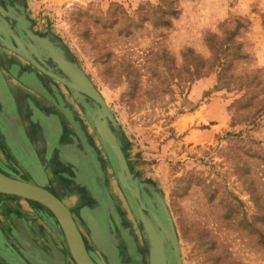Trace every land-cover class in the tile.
Here are the masks:
<instances>
[{
  "label": "rangeland",
  "instance_id": "obj_1",
  "mask_svg": "<svg viewBox=\"0 0 264 264\" xmlns=\"http://www.w3.org/2000/svg\"><path fill=\"white\" fill-rule=\"evenodd\" d=\"M13 1L0 0V9L6 12ZM13 3L31 24L29 32L61 50L112 114L128 169L154 203L157 231L167 226L156 198L169 213L178 259L168 243V264H264V0ZM6 52L0 47L2 67ZM59 92L75 114L68 126L76 129L79 120L91 134L82 106L64 86ZM95 145L101 189L94 187L97 196L89 204L79 197L67 200L70 210L97 202L100 218L111 222L115 216L107 229L117 264H148L143 227L97 139ZM2 153L0 172L29 180L32 167ZM30 210L24 200L0 196V264H45L42 256L50 257L52 221ZM73 215L86 237L81 214ZM54 228L65 255L61 229ZM91 251L99 264H113ZM63 260L71 264L67 255Z\"/></svg>",
  "mask_w": 264,
  "mask_h": 264
},
{
  "label": "crops",
  "instance_id": "obj_2",
  "mask_svg": "<svg viewBox=\"0 0 264 264\" xmlns=\"http://www.w3.org/2000/svg\"><path fill=\"white\" fill-rule=\"evenodd\" d=\"M19 58L18 55L6 52L5 60L8 64L3 67L0 64V73L4 82V98L3 102H0V159L4 158L2 152L6 156L10 153L19 162H24V166H31L32 170L26 173L29 180L25 181L43 182L41 184L46 185L47 189L70 209L67 200H73L75 197L85 200L86 196L90 199L97 196L94 187L97 188L98 178L93 173L96 164L99 166L102 164L98 155L101 152L95 145L96 135L93 130L90 134L80 128L79 120L74 121L76 129L70 128L69 126L73 125V115H75L71 110L65 119L68 123L63 121L61 126L58 122L60 117L57 113L64 107V103L58 91L63 85L56 80L57 77L47 74L44 77L46 83L44 88L46 87L48 90L46 92L47 100L42 98L47 102L33 98L32 91L26 86V82L31 79L29 74L32 72L35 75L39 74L37 72L39 69ZM52 68L56 70L55 66ZM24 72L27 75L23 76L22 73ZM19 75H22L23 79H18ZM56 92H58L57 95ZM86 103L88 102L86 101ZM203 135L205 138L208 137L206 134ZM75 159H77L76 164H74L77 165L76 168H83L79 178L73 174L74 165L72 161ZM101 176L104 178V174L101 173ZM88 180H91L90 186L92 188L90 187V189L92 191L88 190V183L86 184ZM27 205L31 208V212H39L40 217L49 219L46 209L40 205L28 201ZM71 214L72 216H74L73 214L80 216L79 211H71ZM50 219L56 238L52 237L51 239L53 242L49 251L50 257L42 256L45 264H54V258L51 254L52 248H55L60 254L62 253V246L58 239L60 232L58 228H54V226H58L53 218ZM33 223H36L37 226L46 225L36 220ZM23 234L25 233L23 232ZM28 238L31 245H36L30 236Z\"/></svg>",
  "mask_w": 264,
  "mask_h": 264
},
{
  "label": "water",
  "instance_id": "obj_3",
  "mask_svg": "<svg viewBox=\"0 0 264 264\" xmlns=\"http://www.w3.org/2000/svg\"><path fill=\"white\" fill-rule=\"evenodd\" d=\"M1 17H6L8 19L11 18L9 14L0 9V19ZM26 36L33 47L37 50L36 52H34V50L32 51V57L40 62L38 68L43 74L45 73V75L52 74L57 77L56 80L70 93L75 103L82 106L84 117L94 131L97 141L101 144L103 151L107 155V162L113 170L119 188L123 193V196L128 200L129 206L136 212L138 220L146 234V238L149 242L148 263L151 264L154 245L147 226L154 228L155 230H153L155 231V234L159 237L160 256L162 257L159 264H168L165 253V246H167L168 243L171 244L175 258L178 259L177 242L169 213L163 203L156 198L155 205L166 220L165 225L167 226V233H164V228H162V232L157 231L155 227L157 226L155 223L158 220L157 215L153 212L152 205L149 203L148 198L142 193L143 185L140 184L137 179L133 178L128 169L123 147L117 136L116 122L105 106L99 93L95 90L83 72L76 65L66 60L61 50L54 47L52 43L46 41L45 45L42 44V40H40L41 38L36 37L30 33L29 30L26 31ZM10 38L12 37L7 30V25L3 21L0 23V47H4L9 52L22 57L32 66H38L33 58L24 56L21 51L16 49L8 40ZM37 52L41 53L42 57L46 58V61L50 63L48 72L44 71L45 67L39 56L36 54ZM51 64L55 66L56 70L52 68L53 66ZM29 75H31V79L26 82V86L30 90H33V92L37 90L40 91L37 84H33L36 75L33 72ZM3 84L4 82L0 73V94L2 98H4ZM86 101L88 103H86ZM73 152L76 155L74 150ZM76 162L77 159L73 160L72 164L74 165ZM31 181L32 182L25 181L18 177H10L0 172V194L18 197L44 207L54 216L60 227L65 245L75 264H94L86 254L82 240L76 228L77 225L66 207L47 189L46 185L35 180ZM145 212L148 215H146ZM90 214L91 215L86 216V219L94 220L96 217L98 218L101 216L96 212H94V214L91 212ZM163 234L168 238L167 240L163 239ZM21 235L29 240L27 235L25 236L22 233ZM98 250L101 251L103 256H106V258L108 257L104 250L100 248ZM109 258L110 257L107 259Z\"/></svg>",
  "mask_w": 264,
  "mask_h": 264
},
{
  "label": "flooded vegetation",
  "instance_id": "obj_4",
  "mask_svg": "<svg viewBox=\"0 0 264 264\" xmlns=\"http://www.w3.org/2000/svg\"><path fill=\"white\" fill-rule=\"evenodd\" d=\"M15 1V0H14ZM13 1V2H14ZM13 2H10L9 4H7V8L5 9L6 10V12L7 13H9L10 15H11V12H16V14L17 15H14L13 16V18L11 19V20H9V19H7V18H5L4 20H5V22H6V24H7V29H8V31H9V34H10V36L12 37V38H10V39H8L9 41H10V43L16 48V49H18L19 51H21L22 52V54L24 55V56H27V57H30V58H33V60L37 63L36 65H38V66H36L37 68L40 66V62H38L34 57H32V51L34 50V52H36L37 50L33 47V45L31 44V42H30V40L27 38V36H26V31L27 30H31V24L28 22V20L25 18V15H24V13H23V11L21 10V9H17V7L16 6H14V5H16L15 3H13ZM23 16V17H22ZM34 33V32H33ZM37 37V36H36ZM39 37V36H38ZM40 40H42V39H40ZM27 46H29V47H27ZM38 56H39V58H40V60H41V62L43 63V65H44V67H45V72H48L49 70H48V67H49V62H47L46 61V58H44V57H42V55H41V53H39V52H37L36 53ZM20 58H22V57H20ZM19 58V59H20ZM66 58V57H65ZM23 59V58H22ZM66 60H68L67 58H66ZM39 69V68H38ZM52 69V68H51ZM40 70V69H39ZM37 72H39V74H36V76H35V78H34V81H33V84H37V86L39 87V89H40V91H34L33 92V90H32V95H33V98H35V99H37V100H41V98H44V99H46L47 100V89H46V87L44 88V86H46L45 84V82H44V77H45V73L43 74V72L40 70V71H38L37 70ZM22 75L23 76H25V75H27V73H22ZM22 75H19L20 77H18V79H23V76ZM47 75V74H46ZM52 75V74H51ZM37 87V88H38ZM45 91V92H44ZM59 92V91H58ZM58 92H56L55 94L57 95V93ZM66 92L70 95V93L66 90ZM59 94H60V92H59ZM71 96V95H70ZM72 100H73V98H71ZM2 100H0V102H1ZM67 113H69V108L68 107H66V106H64L62 109H60V112L59 113H57L58 114V116L60 117L59 119H58V122H59V124L61 123V121L63 120L64 121V119H66V117H67ZM76 166L77 165H74L73 166V174L74 175H76L78 178H79V175H80V173H81V171H83V168H80V169H78V168H76ZM100 167L101 166H99V164L97 165L96 164V166H95V168H94V176H96L97 178H98V181H97V183H96V185H97V188H100V186H98V184L99 183H101V178H102V176H101V174H100V172H101V169H100ZM103 179V178H102ZM100 181V182H99ZM88 183V184H87ZM90 183H91V180H88L87 182H86V184H87V187H88V190H89V188H90ZM85 184V185H86ZM91 188H92V186H91ZM101 189V188H100ZM101 192V191H100ZM53 194V193H52ZM54 195V194H53ZM0 196H2L3 198H9V199H17L18 197H14V196H7V195H0ZM55 196V195H54ZM56 197V196H55ZM57 198V197H56ZM19 199H21V198H19ZM65 207H66V209L68 210V212L71 214V210L68 208V206L61 200V199H59V198H57ZM21 200H23V199H21ZM85 200H90V197H85ZM26 203H27V201L26 200H24ZM93 202H92V204L93 205H91V206H89V207H87V205H83L82 207L86 210V211H84L83 210V208L82 207H77V209H76V211L78 212L79 211V214H81V218H82V221H83V225H84V227H85V230H86V232L84 233L85 235H86V237L85 236H83L82 235V233H81V231H80V229L76 226V228H77V231H78V233H79V236H80V238H81V240H82V243H83V246H84V248H85V251H86V254H87V256L89 257V259L94 263V264H99L100 263V261L94 256V254L92 253V251H91V248L93 249V251H95L96 253L97 252H101L100 250H98L99 248L100 249H102V250H104V252H106V253H110V254H107V256L108 257H110L109 259H110V261L113 263V261H114V263L115 264H117L116 262H117V252H116V249H115V247L114 246H112V244H111V242L109 241V240H111V239H113L114 237L113 236H111V235H109V232H108V226H111V224H112V222L113 221H115V216L114 217H112L111 218V222H109V220H110V218L109 217H106L105 219H102V217L100 218H95L93 221L92 220H89V219H86V216L87 215H91L90 213L92 212L93 214H94V212H96L97 211V209H101V207L98 205V204H96L97 202H95L94 200H92ZM36 205H38V204H36ZM151 205L153 206L154 205V203H153V201L151 202ZM39 206V205H38ZM90 207H91V211H89L90 210ZM102 207H104V205H102ZM46 212H47V214H49L48 216H49V218H53V220H55L54 219V217L50 214V212L49 211H47V210H45ZM72 217V216H71ZM56 221V220H55ZM88 221V222H87ZM91 221V222H90ZM57 223V222H56ZM92 223H95V225H97V226H92ZM20 228H22L21 226L19 227V232L21 233V230H20ZM94 228H96V229H98V231H99V233H100V235H101V237L103 238V245L104 244H107V247H104V246H102L101 244H99L97 241H96V238H95V236H94V233H93V230H94ZM23 229V228H22ZM24 230V229H23ZM24 233H25V235H27L26 234V232H25V230H24ZM102 233V234H101ZM122 235V234H121ZM124 237V239L126 240V241H129V237H128V235H124L123 236ZM87 238H88V240H87ZM99 245V246H98ZM101 246V247H100ZM98 248V249H97ZM112 248H113V250H112ZM106 250V251H105ZM66 251H67V253L65 254V255H67V257L69 258V260H70V262H71V264H75V262H74V260H73V258H72V256L70 255V253H69V250H68V248L66 247ZM109 251V252H108ZM113 251V252H112ZM94 252V253H95ZM130 254L132 253V252H130V251H128ZM51 254H52V257L54 258L53 260H54V264H70V263H67V262H64V260H63V256H65L64 254H60L55 248H52L51 249ZM112 256V257H111ZM105 257V256H104ZM107 257V258H108ZM104 261V260H103ZM116 261V262H115ZM147 262H148V259H147ZM105 263H106V260H105ZM113 263V264H114ZM149 264V263H148Z\"/></svg>",
  "mask_w": 264,
  "mask_h": 264
},
{
  "label": "bare ground",
  "instance_id": "obj_5",
  "mask_svg": "<svg viewBox=\"0 0 264 264\" xmlns=\"http://www.w3.org/2000/svg\"><path fill=\"white\" fill-rule=\"evenodd\" d=\"M1 92V91H0ZM0 100H2L3 102V98L1 97V94H0ZM3 195V194H2ZM8 196V195H7ZM42 207V206H41ZM44 208V207H43ZM45 209V208H44ZM48 211V210H47ZM51 214V213H50ZM52 215V214H51ZM53 216V215H52ZM54 217V216H53ZM55 219V218H54ZM93 221V220H92ZM91 222V221H90ZM92 226H97L95 225V223H92ZM98 227V226H97ZM148 227V230H149V233H150V236L152 238V241H153V245H154V248H153V251H152V257H151V264H159L161 262V256H160V249H159V237L157 236V234H155V229L154 228H151L150 226H147ZM154 229V230H153ZM164 233L166 234L167 231L166 230H163ZM93 233H94V236L96 238V241L101 244L102 246L104 247H107V244H104L103 245V238L101 237L98 229L94 228L93 230ZM102 234V233H101ZM99 246V245H98ZM101 247V246H100ZM113 250V248H112ZM106 251V250H105ZM109 252V251H108ZM113 252V251H112ZM107 254H110V253H107ZM112 257V256H111Z\"/></svg>",
  "mask_w": 264,
  "mask_h": 264
}]
</instances>
